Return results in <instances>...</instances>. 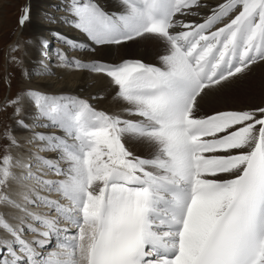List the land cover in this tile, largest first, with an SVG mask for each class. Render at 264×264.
I'll use <instances>...</instances> for the list:
<instances>
[{
    "label": "snow or ice",
    "instance_id": "obj_1",
    "mask_svg": "<svg viewBox=\"0 0 264 264\" xmlns=\"http://www.w3.org/2000/svg\"><path fill=\"white\" fill-rule=\"evenodd\" d=\"M122 5L112 14L69 0L65 22L97 46L156 40L157 62L59 56L106 76L122 112L33 89L0 110L19 116L30 105L57 130L34 136L54 156L30 160L12 154L20 142L10 128L0 131V264H264V106L202 113L201 103L264 62V0ZM29 17L25 9L19 24Z\"/></svg>",
    "mask_w": 264,
    "mask_h": 264
},
{
    "label": "bare ground",
    "instance_id": "obj_2",
    "mask_svg": "<svg viewBox=\"0 0 264 264\" xmlns=\"http://www.w3.org/2000/svg\"><path fill=\"white\" fill-rule=\"evenodd\" d=\"M65 1L66 4L61 5L62 8L58 9L59 11L55 13L57 16L50 17L49 21H43L42 14L49 16L50 11H56L55 8L60 7L59 0H29L28 9H30V17L25 22L23 30L25 32L24 35L28 34L30 36L31 42L24 48L25 60H23L25 61L27 70L22 76V86L20 89L34 88L35 90L49 94L71 95L88 100L93 107L100 111L109 113L122 112L125 105L115 97L114 89L111 87L106 76L95 74L86 69L77 70L74 66L62 64L59 58H57L58 62L53 61L51 63V70L38 65L39 56L44 51L42 41L46 40V35L50 31V34H55L57 37V34H60V36L84 44L88 50L86 49L84 52L70 51L73 52V55L66 56L68 58L74 57L83 63H91L93 61L119 63L122 59H142L146 63H155L157 62V56L163 51L160 43L156 40L137 39L121 45H94L82 32L65 22L69 0ZM97 2L105 11L112 14L119 13L123 7L122 0H97ZM203 2L212 6L216 3V0H203ZM46 7H49V11ZM202 11L206 12V10ZM185 19H193V17H185ZM65 45H62L61 50L58 49V57L61 54L64 55L62 48ZM52 51L48 49V52L54 53V49ZM76 53H78L79 57L75 56ZM48 73L51 74L48 75ZM201 103L202 113L210 112L212 109L226 110L243 109L256 105L264 106V62L255 63L246 73L224 85L221 89L214 91ZM20 115L21 120L25 124L30 123L34 125L33 123H37V125H34L35 128L28 133L27 130L29 129L21 127L17 121L13 124L12 132H14L13 135L20 142V147L17 149L21 151V156L12 154L24 160L33 159L34 155L46 158L54 156V153L47 151H43L42 153L34 152L32 149L30 150L26 147L23 142L25 139H29L32 132L34 133H32V136H35L36 132L49 133L57 132V130L42 127L37 122L38 117L30 105H26L25 110ZM33 145L42 147L39 141L34 142ZM129 147L137 154L147 155L148 153V149L139 143L130 142ZM45 178L52 177L49 174ZM50 198L56 199L58 197L57 194L53 193ZM35 211L42 214L47 213V209L43 207L35 209ZM36 227L41 228L42 231L44 230L40 225H36ZM5 236L6 233L0 231V238H4ZM34 236L35 233H25L26 239H32Z\"/></svg>",
    "mask_w": 264,
    "mask_h": 264
},
{
    "label": "rangeland",
    "instance_id": "obj_3",
    "mask_svg": "<svg viewBox=\"0 0 264 264\" xmlns=\"http://www.w3.org/2000/svg\"><path fill=\"white\" fill-rule=\"evenodd\" d=\"M28 3L29 0H0V110L3 109V106L7 103V100L9 98L16 96L18 92H21V90H23L20 89V87L22 86L21 79L23 74H25V71L27 70L24 61L25 60L24 48L27 44L29 45V43L31 42L30 40L31 38L28 34L24 35L25 33L23 30L24 25L21 26L19 24L18 17L21 14H23L25 9H28ZM65 4H66L65 0H59L60 7H56L55 8L56 11H50V14L48 13L49 16H45V14H42L41 17L43 21H49L51 19L50 17L57 16L55 13L59 11L60 8H62L61 5H65ZM46 8L49 11V7ZM63 25L64 23L62 24V27ZM46 41H47V46L46 47L43 46L44 51L39 56L40 60L38 61V65L43 66L48 70L49 69L51 70L52 69L51 63L53 61L54 62L57 61V58H59L58 49H60L62 45L66 43L63 42L62 39L58 38L55 34H50V31L49 34L47 33L46 35ZM16 45H18L19 47L17 50H14L16 48ZM65 47L62 48L63 49L62 51H64L63 53L65 56H71V54L73 55V52L70 51L84 52L87 49L86 47L73 48L68 44H66ZM48 49H51V52H53L52 50L54 49L55 54L48 52ZM75 56H78V53H76ZM50 74L51 73H48V75ZM9 84L10 87H8ZM31 89L35 90L34 88ZM11 111H12L11 109L8 110V113H3L2 111H0V131L4 130L5 128H10L12 130L13 124L16 121L21 120L20 117L21 113L19 114V116H11L10 115ZM33 124L37 125V123L36 124L33 123ZM26 125L27 128L29 129L27 130L28 133L31 132L33 128H35V126L31 125L30 123ZM32 133L29 139H25L23 143L30 150L32 149V151L34 152L42 153L43 151H41L42 148L41 146L33 145L34 142H38V141L34 138V136H32L34 134ZM5 144L6 142L2 138H0V147H2ZM12 153L21 156L20 155L21 151H18L17 148L13 149Z\"/></svg>",
    "mask_w": 264,
    "mask_h": 264
}]
</instances>
